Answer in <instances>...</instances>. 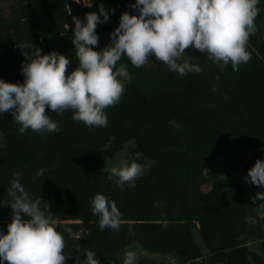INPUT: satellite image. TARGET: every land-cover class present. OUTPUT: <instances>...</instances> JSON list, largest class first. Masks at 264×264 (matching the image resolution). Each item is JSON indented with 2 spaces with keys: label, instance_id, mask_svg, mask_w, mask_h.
Wrapping results in <instances>:
<instances>
[{
  "label": "trees",
  "instance_id": "obj_1",
  "mask_svg": "<svg viewBox=\"0 0 264 264\" xmlns=\"http://www.w3.org/2000/svg\"><path fill=\"white\" fill-rule=\"evenodd\" d=\"M261 1L254 20L256 31L246 46L251 58L238 70L234 71L229 63L220 71L208 54L198 51L187 62L202 71L188 72L186 84L179 85L174 94H165L168 88L160 82H169L166 73L161 71V80L147 73L151 79L147 80L144 68L131 64L133 89L123 92L116 104L104 110L108 117L105 127H90L74 120L72 110L57 113L46 108L59 131L29 128L21 133L10 112L0 114V131L9 134L11 141L9 151L0 149V165L5 161L17 166L0 171V201L10 199L8 189L20 173L25 189L33 198H42L45 214L49 207L59 221L57 230L63 233L66 243L63 251L71 253L66 264H75L76 255L84 260L83 252L77 253V248L96 252L100 264H123L120 252L132 244L149 251L173 253L182 263L247 264L246 248L238 247V216L219 174L223 165L230 170L233 185L248 189L252 206L264 202L256 198V193L264 189L245 181L256 160L264 159L257 150L264 146V0ZM14 2L13 12L19 11L20 20L3 15L0 0V79L11 83H23L21 67L29 62L23 52L30 55L32 43L43 50L42 55L58 51L68 57L71 63L66 75L79 65L73 37L64 32L65 24L75 25L73 17L83 20L92 11L99 15L101 4L111 10L110 19L95 30L98 35L105 34V42L99 48L93 47L100 51L111 42L110 33L119 26L123 12L138 15L129 7L135 0H92L86 8L73 0ZM127 60L122 56L117 66H126ZM222 99L230 104L237 125L244 128L230 131L233 120L218 109ZM111 139L118 144L113 150L120 147L121 141L133 139L134 153L140 155L141 161H152L133 187L129 183L122 188L113 185L104 169L102 148ZM191 146L197 148L196 157L190 153ZM242 150L243 158L254 152L239 161ZM40 169L44 172L37 175ZM209 177L215 183L204 190ZM97 192L114 201L122 213L118 230L101 229L99 217L91 213V199ZM11 212L9 206L0 205V230L5 233ZM137 264L168 263L143 258ZM258 264H264V258L259 257Z\"/></svg>",
  "mask_w": 264,
  "mask_h": 264
},
{
  "label": "clouds",
  "instance_id": "obj_2",
  "mask_svg": "<svg viewBox=\"0 0 264 264\" xmlns=\"http://www.w3.org/2000/svg\"><path fill=\"white\" fill-rule=\"evenodd\" d=\"M258 3L259 0H135L129 7L138 15L123 12L119 26L110 33L111 42L96 51L91 47L99 41L95 30L110 19L111 11L101 4L99 15L92 11L83 20L73 17L72 44L79 65L66 75L71 63L68 57L58 51L42 55L43 50L32 43L31 54L23 52L29 61L21 67L23 83L0 79V114L10 112L21 133L29 128L58 132V123L46 108L57 113L72 110L74 120L90 127H105L108 117L104 110L119 101L124 84L131 81L127 68L117 66L122 56H127L135 67L145 65L154 56L170 71L181 75L199 73L202 69L198 65L180 60L191 45L200 53L206 52L214 62L231 63L233 70H238L251 58L246 46L256 31ZM143 167L136 161L120 159L106 170L122 188L134 182ZM43 172L40 169L37 175ZM20 175L16 174L8 189L10 199L0 201V205L12 210L7 233L0 230V264H66L71 253L63 251L66 243L63 233L57 230L59 221L49 207L45 214L42 198H33L20 182ZM245 181L264 189V159L256 160ZM256 198L264 201V192L256 193ZM90 211L99 217L101 229H119L122 213L104 194L94 195ZM257 214L264 218V202L258 205ZM246 220L257 222L253 217ZM80 252L85 258L81 261L76 255L75 264H100L96 252L77 248ZM137 256L134 249L125 251L123 264H137Z\"/></svg>",
  "mask_w": 264,
  "mask_h": 264
},
{
  "label": "rangeland",
  "instance_id": "obj_3",
  "mask_svg": "<svg viewBox=\"0 0 264 264\" xmlns=\"http://www.w3.org/2000/svg\"><path fill=\"white\" fill-rule=\"evenodd\" d=\"M15 0H3L2 6H3V15L7 16V17H11L14 18L15 20H17L19 18V11L14 13L13 12V7H14V2ZM75 2H77L79 5H81L82 7L86 8L89 7L90 5H92V0H73ZM262 4V1L259 0V3L257 4V7L260 6ZM20 20V18H19ZM69 25V28L67 29L66 24L64 25V29L66 32L65 35L67 37H73V31L72 29L74 28V24H67ZM99 41H98V45L96 46H92L95 48H99L101 44H103L105 42V34L103 33H99ZM199 50L195 49L194 47H192L191 45L185 49V53L186 55H184L183 57L180 58L181 62L183 61H188L191 60L192 57H194V55L196 54V52H198ZM193 53H195L194 55H192ZM199 54V53H198ZM205 54H207L205 52ZM124 63V62H123ZM216 66L218 67V69L220 71H223L225 69V64H223V62H216L215 63ZM128 70V72L130 71V67H131V62L127 60V64L125 66ZM144 68L143 70V74L144 76H147V73H151V75H154V77L158 78L159 80L163 79L161 76V71H163L164 73H166L170 79H168L169 82L167 83H161L162 85H165L166 91L165 94H170V93H175L176 90H178L179 85H183L184 83L186 84L189 78L188 73L185 75H181L178 72L175 71H170L168 66L158 60H155V57L152 56L150 57V60L142 66ZM141 68V67H140ZM131 74V72H130ZM138 76V75H137ZM147 80H151L148 79V76L146 78ZM186 86V85H185ZM183 86V87H185ZM132 86L130 82H126L124 84V91L123 92H130V90H132ZM177 95V94H176ZM218 109L219 112L225 116H227L230 120H233L232 122V129L230 131H233L234 127H236L238 130L244 128V126H239L237 125V120L235 119V116H233L234 111L232 110V108H230V104L227 103V101L225 100H221V102L218 101ZM218 112V113H219ZM237 122V123H236ZM178 129H180L182 127V124L179 123L177 124ZM13 133H11L10 136H12ZM10 138H9V134L5 133L4 131H0V149L3 150H8L10 148ZM119 144L120 147L116 148L115 150H113L114 147H117L118 144L114 143V139H111L110 141H108L106 143V145L102 148L103 152L101 153V158L104 161V169L107 172L110 181H112L113 185H117L116 183V179L115 178H110V173L106 170L107 168L113 166L114 164H116L120 159H126L129 162L131 161H136L138 163H140L141 165H143V171H148V169L152 166V161L146 159L144 161H141L140 159V155L135 154L133 149L135 148V142L133 139H128V140H124L121 141ZM197 148L195 147H190V153L192 155H194L196 157L197 154ZM257 150L262 154V158L264 157V146L263 147H259L257 148ZM254 151H251L248 155L247 158H243L244 154H243V150L240 154V158L238 159L239 161H241L242 159H248L252 153ZM243 162V161H242ZM221 163V162H220ZM244 164V163H243ZM243 164L241 166V169L243 170ZM13 167H17L16 164H12V165H7L5 164V161H2V164L0 165V171H2L3 169H13ZM230 170H227L224 168L223 165H221L220 167V174H219V178L221 180V183L223 185V187L228 190L229 194H230V199L232 201V206H233V210L235 211L236 215L238 216V223L240 225V230H239V236L237 237V241L240 245H238V247H240L241 249L246 248L245 250L246 255H247V264H258V259L259 257L262 259L264 258V218H261L258 216L257 214V208H258V204H255V206H252L249 200V197L247 195V190L244 189L242 187H236L235 185H233L231 179H230ZM142 175V174H141ZM140 176L138 178L135 179L134 182L129 183V185L131 187H133L135 185L136 182H138ZM215 183L214 178H210L209 177V185H204L203 188L204 190H207L208 188H210L211 186H213V184ZM246 184V183H245ZM247 186V185H246ZM249 194V193H248ZM250 195L252 196V194L250 193ZM247 217H253L256 219V223H249L247 222L246 218ZM195 236L197 241L201 244V239L199 237V233L197 232V230L195 231ZM129 249H134L135 251H137L138 256H137V261L143 258H151L153 260H157V261H162V262H166L168 264H190V263H182L178 260V258H176V256L173 253H161V252H154V251H149L146 250L144 248H142L140 245L138 244H132L128 247H125L121 252H120V257L123 259L124 253L125 251L129 250ZM203 252L204 254L207 256V252L206 249L203 248Z\"/></svg>",
  "mask_w": 264,
  "mask_h": 264
}]
</instances>
